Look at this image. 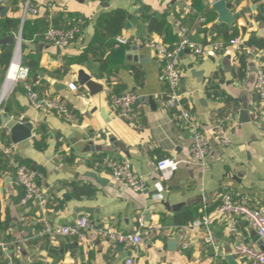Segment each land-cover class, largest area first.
Returning a JSON list of instances; mask_svg holds the SVG:
<instances>
[{
    "label": "crops",
    "instance_id": "0c3cea01",
    "mask_svg": "<svg viewBox=\"0 0 264 264\" xmlns=\"http://www.w3.org/2000/svg\"><path fill=\"white\" fill-rule=\"evenodd\" d=\"M33 2L39 14L25 22L32 37L23 39L22 45L26 63L38 65L37 79L30 81L41 96L61 99L73 119L66 121L55 113L34 110L24 88H18L22 83L0 108V129L8 134L4 127L7 115L33 124L32 139L10 146L19 162L40 174L38 183L47 200L44 214L22 206L23 191L14 182V170L10 167L0 172V250L4 258L12 257L14 264L42 263L49 249V240L38 236L43 215L54 226L70 225L82 215H87L93 225L85 242L56 238L51 247L58 251L51 254L53 264H124L130 257L136 264H221L228 263L233 246L240 240L256 244L252 239L256 231L247 221L235 223L236 218L227 217L212 227L218 240L214 251L202 242L201 232H185L176 225L175 217L188 209L202 210L203 216L213 213L208 209L219 206L221 195L227 191L249 195L253 207L264 204V109L255 93L257 72L264 69V48H247L242 54L234 48L220 53L208 48L204 56L187 51L180 54L178 65L185 72L181 86L184 109L212 145L207 169H203L189 163L193 133L178 118V112L166 107V86L160 82L161 65L154 51L147 44L121 46L118 39L152 38L173 48L182 38L181 24L190 40L199 44L224 42L225 32L230 35L235 29L245 42L252 36L264 41V0L233 5L232 28L219 22V15L212 11V0ZM3 4L9 11L4 18L0 15V58L6 49H13L14 57V48L3 40L14 35L16 42L22 9L18 1L14 4L5 0ZM120 11L126 14L124 19L117 14ZM150 16L160 18V32H150L145 21ZM4 20H11L18 28ZM50 21L56 26L81 24L82 34L66 49L46 44L35 36L42 34ZM221 31L224 35H219ZM2 70L0 66V96L6 87ZM80 71L101 84L103 91L92 96L78 82ZM56 84L64 87L57 91ZM214 89L224 98L216 97ZM125 92L136 97L137 117L132 122L121 120L110 103L112 95ZM243 106L248 108L250 122H240ZM217 126L226 128L232 140L229 146L219 145L214 132ZM96 135L101 137L92 141L90 138ZM10 146L0 142V147ZM167 157L178 158L182 164L169 180L161 182L160 192L156 163ZM106 158L132 164L136 173L148 178L149 189L134 193L95 170V162ZM91 174L107 183L98 184ZM74 184L95 191L77 196ZM141 217L145 229L143 244L137 249L113 250L97 233L100 226L122 233L136 232ZM154 226L158 228L152 231ZM184 243L188 244L186 249Z\"/></svg>",
    "mask_w": 264,
    "mask_h": 264
},
{
    "label": "built area",
    "instance_id": "2783aa9c",
    "mask_svg": "<svg viewBox=\"0 0 264 264\" xmlns=\"http://www.w3.org/2000/svg\"><path fill=\"white\" fill-rule=\"evenodd\" d=\"M5 2V0H1ZM21 5L22 26L16 36V47L14 57L11 61L6 74L7 84L11 68L15 66V76L10 90L5 96H0V108L6 102L8 94L14 88L22 83L23 88L30 106L36 111L55 113L66 121H72L73 114L67 105L57 97H43L36 88V84L30 81V69L22 62V45H23V25L30 17H36L39 14V7L34 4L33 0H17ZM233 5L240 2L252 3L260 0H226ZM189 9V8H188ZM181 40L173 48L168 47L152 38L132 37L128 39H118L121 46H140L147 44L155 53L156 59L161 65L160 82L166 86V107L170 111L178 112L181 120H184L193 133V143L190 149L189 163L207 169L206 160L212 151V145L206 135L199 131L193 122L192 116L184 109V97L181 91L182 82L185 78V72L178 65L180 54L189 50L194 56H204L208 48L216 52H223L228 48H234L238 54L247 50L245 40L240 36H235L227 42H220L211 45L199 44L189 38V34L181 24H178ZM81 24H69L67 26H56L52 21L49 22L46 30L42 34L35 36L49 45L60 49L68 48L82 34ZM74 87V86H72ZM255 93L261 102V108L264 104V69L260 68L257 72L255 83ZM136 97L132 92H125L120 95H112L110 103L118 113V117L123 121L132 122L136 117L134 103ZM260 126V124H258ZM215 135L221 147H227L232 143L224 126L215 128ZM10 135V133H9ZM101 136L96 135L90 138L92 141L99 139ZM2 153L9 162V166L14 170V182L17 187L23 191L21 205L26 208H34L42 214L46 211V194L39 186L38 180L40 174L28 165L19 162L13 153V146L0 147ZM182 161L175 157H167L157 161L156 169L160 174V182L156 185L158 191H163L162 183L169 180L178 170ZM94 169L104 174H108L114 181L123 183L128 186L134 193H144L149 189V180L143 175H139L134 170L132 164L125 161H119L113 158H106L95 162ZM162 182V183H161ZM251 198L247 194L227 191L221 195V204L213 211L202 218L196 219L187 226L182 227L185 232L196 235L201 232L202 242L212 248L214 251L218 248V240L213 232V225L217 220H223L227 217L236 218L235 223L242 220L247 221L256 231L264 246V204L253 207ZM43 228L38 236L48 238L49 249L45 252L41 264H53L51 259L50 248L56 238H72L79 242H85L87 232L93 227L91 220L87 215L80 216L74 223L65 226H54L43 215ZM158 227L154 226L152 231ZM145 223L140 218L139 227L136 232L122 233L112 227L100 226L97 233L106 240L113 250L119 247L128 250L137 249L143 244ZM232 231H236L235 228ZM188 247L187 243L183 248ZM229 256H233L239 264H264V249H260L256 244L248 243L244 240L237 242ZM0 264H14L13 258H7ZM124 264H136L134 257L128 258Z\"/></svg>",
    "mask_w": 264,
    "mask_h": 264
},
{
    "label": "water",
    "instance_id": "95a60500",
    "mask_svg": "<svg viewBox=\"0 0 264 264\" xmlns=\"http://www.w3.org/2000/svg\"><path fill=\"white\" fill-rule=\"evenodd\" d=\"M212 11L217 13L219 15V22L222 24L227 25L229 28H232V25L235 22L234 15L232 13L233 9V4L230 2H227L226 0H212ZM9 11V8L3 4V2L0 0V15L1 17H6L7 13ZM4 44L9 45L10 47L14 48L16 47V42H15V36H7L3 40ZM187 52H190L187 50ZM191 53V52H190ZM22 62L25 64L27 62L26 58H22ZM78 82L82 86H86L87 89L90 91L91 95H97L103 91V86L96 81H94L91 76L86 74L84 71H80L78 74ZM64 86L56 84L55 89L57 91L60 90ZM17 90L14 89L13 92H16ZM149 101L152 102V99L149 98ZM251 119L248 114V108L247 106H243V109L240 113V122L241 123H247L250 122ZM4 127L9 131L10 133V138H9V143L13 145H18L20 143H23L25 141H28L33 138V133H34V126L31 123L28 122H23L22 120L10 117L9 115L6 116L5 118V124ZM92 151L96 150V147L93 146V144L89 145ZM122 150V146H118ZM127 154V153H126ZM128 156V154H127ZM91 177L100 185H104L107 183V180L102 179L100 176L97 174H91ZM68 199V197H67ZM253 241L257 244V246L260 249H264V246L262 242H260V238L256 232L252 235ZM228 263L229 264H239L238 261L233 257V256H228Z\"/></svg>",
    "mask_w": 264,
    "mask_h": 264
},
{
    "label": "trees",
    "instance_id": "16d2710c",
    "mask_svg": "<svg viewBox=\"0 0 264 264\" xmlns=\"http://www.w3.org/2000/svg\"><path fill=\"white\" fill-rule=\"evenodd\" d=\"M12 1L14 2V4H17V0H12ZM117 14L120 16V19H124L126 17V14L124 12L120 11ZM145 21L148 22L150 32H160L161 31L160 28H161L162 24H161V21H160L159 17L150 16V17L146 18ZM4 22L8 23L9 25H12V27H14L15 30L18 28V25H16V23L12 22L11 20H4ZM33 24L35 26L39 25L38 21H35ZM28 32L29 31L27 30V25H24L23 39H27L29 37H32L31 34H29ZM223 33L224 32L221 31V33L219 35H224ZM225 34H226V36L224 37V39L226 41H224V42H227L231 38L237 36L238 32L235 29V30H233L232 34L229 35L227 31L225 32ZM246 48H262L263 49L264 48V41L260 40L259 38L255 37V36H252L246 42ZM12 57H13V49H6V51L3 53V55L0 58V66L3 67V70H2L3 77H6V74H7V71L9 69ZM241 57H242L241 60L243 62V57L244 56H241ZM25 65L28 66L29 69H30V78H31V80L32 81L36 80L37 79L36 71L38 69V65L36 63H33V62H30V63L28 62ZM22 87L23 86H21V85L18 86L19 89H21ZM214 91H215V89H214ZM215 96L219 97V98L220 97L224 98L223 95L218 94L216 91H215ZM225 100L228 101L229 99L226 98ZM263 109H264V104H263ZM8 111L11 113V111L9 109H8ZM0 142H3L7 146H10L9 134L6 131L1 130V129H0ZM7 168H10L8 159L2 153H0V172L5 171ZM73 188H74L75 194L77 196L91 195L95 191L94 189H91V188H82V187L78 186L77 184H74ZM217 207H218V205L216 206V208ZM216 208L215 207L214 208H210V209H208V211L209 212L213 211ZM202 217H203L202 210L188 209V210H185L184 212L179 213V214L176 215L175 223H176V225L179 228H182L184 226H187L189 223L193 222L194 220H196L198 218H202ZM2 229H3V224L0 222V230H2ZM42 240H45L47 242L48 238H43ZM50 253L52 255H56V254H58V251L55 248H50ZM4 260H5V258L3 256L1 250H0V262H2ZM221 264H228V263L227 262H222Z\"/></svg>",
    "mask_w": 264,
    "mask_h": 264
},
{
    "label": "bare ground",
    "instance_id": "6f19581e",
    "mask_svg": "<svg viewBox=\"0 0 264 264\" xmlns=\"http://www.w3.org/2000/svg\"><path fill=\"white\" fill-rule=\"evenodd\" d=\"M14 76H15V66L11 68L3 96H5L7 92L10 90V88L12 87ZM9 81L11 82V85Z\"/></svg>",
    "mask_w": 264,
    "mask_h": 264
},
{
    "label": "rangeland",
    "instance_id": "374dc122",
    "mask_svg": "<svg viewBox=\"0 0 264 264\" xmlns=\"http://www.w3.org/2000/svg\"><path fill=\"white\" fill-rule=\"evenodd\" d=\"M6 78V77H5Z\"/></svg>",
    "mask_w": 264,
    "mask_h": 264
}]
</instances>
